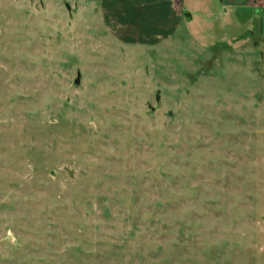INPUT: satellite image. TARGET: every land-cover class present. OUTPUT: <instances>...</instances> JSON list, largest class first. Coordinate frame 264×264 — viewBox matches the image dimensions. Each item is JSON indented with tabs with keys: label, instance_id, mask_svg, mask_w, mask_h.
<instances>
[{
	"label": "rangeland",
	"instance_id": "1",
	"mask_svg": "<svg viewBox=\"0 0 264 264\" xmlns=\"http://www.w3.org/2000/svg\"><path fill=\"white\" fill-rule=\"evenodd\" d=\"M212 2L0 0V264H264V14Z\"/></svg>",
	"mask_w": 264,
	"mask_h": 264
},
{
	"label": "crops",
	"instance_id": "2",
	"mask_svg": "<svg viewBox=\"0 0 264 264\" xmlns=\"http://www.w3.org/2000/svg\"><path fill=\"white\" fill-rule=\"evenodd\" d=\"M211 1L222 10L243 6L264 14V0ZM186 4L187 0H99L102 17L110 28L136 40L169 37L171 27H176L173 24L182 22Z\"/></svg>",
	"mask_w": 264,
	"mask_h": 264
}]
</instances>
